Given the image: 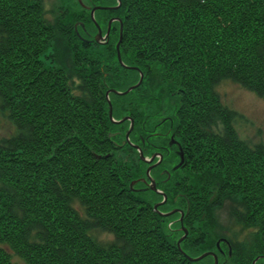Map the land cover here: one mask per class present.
<instances>
[{
    "label": "trees",
    "instance_id": "obj_1",
    "mask_svg": "<svg viewBox=\"0 0 264 264\" xmlns=\"http://www.w3.org/2000/svg\"><path fill=\"white\" fill-rule=\"evenodd\" d=\"M87 1L0 0V116L13 127L0 136V264L213 263L186 258L178 213L131 184L139 155L105 93L139 76L116 57L119 21L99 43L89 15L117 4L95 20L104 33L120 19V57L143 79L109 93L112 116L138 117L147 142L152 104L174 120L185 153L164 174L163 207H182L180 248L196 257L218 241L221 264H264V144L240 138L216 91L229 80L264 97V0ZM227 202L241 239L220 233Z\"/></svg>",
    "mask_w": 264,
    "mask_h": 264
},
{
    "label": "flooded vegetation",
    "instance_id": "obj_2",
    "mask_svg": "<svg viewBox=\"0 0 264 264\" xmlns=\"http://www.w3.org/2000/svg\"><path fill=\"white\" fill-rule=\"evenodd\" d=\"M134 70V69H133ZM142 70V71H141ZM140 71L143 73V69ZM137 72V76H139V70H134ZM153 110V130L150 132L151 141H145L143 134L139 128L138 117H132L130 113H124L121 117H126L122 124L125 126L123 129L124 138L127 143H129L126 139L127 129L131 126L129 130L128 139L132 143L130 146L132 147V152H136L139 155V160L135 161V171L133 174V178L131 179V184L133 185V189L138 191H154L158 198L153 201L154 203L161 202L164 199L163 193L165 194L163 188V181L165 179L164 174L170 172L173 166L179 164V162L184 159V151L181 145V141L176 135V130L174 129V120H168L161 122L162 119L158 120L157 110L155 109V105L152 104ZM119 119V118H117ZM134 145H137L138 148ZM139 150L143 154L145 158H141L139 154ZM154 156L151 158V156ZM151 167L149 171V175H147V169ZM137 171V172H136ZM151 178L154 179V185L158 189V191L151 189ZM167 199V196H166ZM164 200L163 204L165 203ZM163 204L158 205L162 213L172 210L173 208L166 209L163 207ZM174 208H182L180 206H174ZM177 218H179V211ZM225 238V237H219ZM227 238V237H226ZM225 238V239H226ZM220 243H224L221 240ZM224 248H217L211 250L215 252L216 258L218 259V264H221L222 256L225 254ZM211 256L212 262L214 263L213 256ZM212 263V264H213Z\"/></svg>",
    "mask_w": 264,
    "mask_h": 264
},
{
    "label": "rangeland",
    "instance_id": "obj_3",
    "mask_svg": "<svg viewBox=\"0 0 264 264\" xmlns=\"http://www.w3.org/2000/svg\"><path fill=\"white\" fill-rule=\"evenodd\" d=\"M82 2L88 5L87 0H82ZM61 5L79 7L77 0H44V6L47 9H56ZM216 91L223 104L238 112L239 117L236 119L234 127L237 128L240 138L245 139L250 144L258 142L264 144V97L254 94L249 89L243 88L229 80L219 82ZM12 128L11 124L0 116V136L8 135ZM131 160L132 164L135 165L136 159ZM228 207L229 204L227 202L216 211L220 225L226 227L225 229H220V233L228 235L231 233V229L234 228L236 236L241 239V237H245V233L233 223L228 213Z\"/></svg>",
    "mask_w": 264,
    "mask_h": 264
},
{
    "label": "water",
    "instance_id": "obj_4",
    "mask_svg": "<svg viewBox=\"0 0 264 264\" xmlns=\"http://www.w3.org/2000/svg\"><path fill=\"white\" fill-rule=\"evenodd\" d=\"M119 6V4H117V5H111V6H104V5H94V6H92L91 8H90V13H89V15H91V18H92V20H93V22H94V24L96 25V27H97V30H96V33L94 34V39L97 41V42H99V43H102V42H105V41H107L108 40V38H109V32H110V28H111V23H112V21L113 20H118L119 21V24H120V28H119V33H118V35H119V37H118V40H117V42L115 43V46H116V57H118V61H119V63H120V65L121 66H123V67H128V68H133V69H137V70H139V79H138V81L135 83V84H133V85H130V86H128L127 88H126V90L125 91H119V90H114V89H112V88H110V89H107V91H106V93H105V96H106V100L108 101V104H109V109H108V112H109V118H110V120L112 121V122H114V123H116V122H122L126 117H121V118H119V119H114L113 118V116H112V112H111V110H112V105H111V101L109 100V93L110 92H113V93H117V94H126L127 92H129V91H131V90H133V88H136V86H138L140 83H141V81H142V76H143V73L140 71V69H139V67H133V66H128V65H124V63L122 62V59H121V57H120V52H119V43L121 42V39H122V35H121V31H122V24H121V22H120V19L118 18V17H112L111 19H109L108 20V22H107V28H106V30H105V32L104 33H102V28L100 27V25H98V23L96 22V20H95V14H94V12H95V10H99V9H101V8H105V9H111V8H116V7H118ZM131 129V126L129 127V129H127V132H126V139H127V141L129 142V143H131L130 141H129V139H128V135H129V130ZM132 144V143H131ZM134 146H136L137 148H138V146L137 145H134ZM139 154L141 155V158H145L144 156H143V154L141 153V151L139 150ZM154 156L152 155L151 156V158H153ZM181 161H182V159H181ZM180 161V162H181ZM179 162V163H180ZM179 164H177V165H175L174 166V168H176L177 166H178ZM150 169H151V167H149L148 169H147V171H146V173H147V175H149V171H150ZM150 176V175H149ZM151 189H154V190H156V191H158V189L156 188V186L154 185V179L153 178H151ZM163 196H164V199L161 201V202H157V203H154L153 204V208L155 209V210H157V212L160 214V215H162V216H167V215H171V214H173V213H175V211H179V213H180V221H181V226H180V228H181V230L183 231V234L178 238V241H177V248H178V250H180L181 252H182V254L186 257V258H188L189 260H193V261H198L199 259H201V258H203V257H205V256H209V255H212L213 256V259H214V263L213 264H218V259L216 258V254H215V252H213V251H211V250H209V251H205V252H203V253H201V254H199L198 256H196V257H193V256H190V255H188V254H186L181 248H180V242L186 237V234H187V232H188V229L187 228H185L183 225H182V219H183V217H182V215H183V210L182 209H180V208H174V209H172V210H170V211H167V212H164V213H162L160 210H158V205H160V204H163V202H164V200L166 199V196L164 195V193H163ZM216 246L219 248V242L217 241V243H216ZM260 257H263V256H256V257H254V259H253V261H252V264H255V262L260 258Z\"/></svg>",
    "mask_w": 264,
    "mask_h": 264
}]
</instances>
